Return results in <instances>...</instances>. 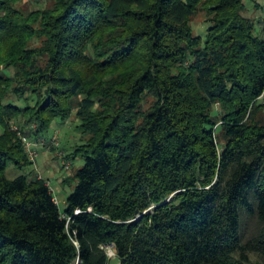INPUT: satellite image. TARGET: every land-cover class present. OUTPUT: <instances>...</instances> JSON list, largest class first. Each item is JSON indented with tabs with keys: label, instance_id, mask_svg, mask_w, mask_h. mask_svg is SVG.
I'll return each instance as SVG.
<instances>
[{
	"label": "trees",
	"instance_id": "obj_1",
	"mask_svg": "<svg viewBox=\"0 0 264 264\" xmlns=\"http://www.w3.org/2000/svg\"><path fill=\"white\" fill-rule=\"evenodd\" d=\"M21 1L0 0V264H112L109 247L118 264H264V21L247 0ZM71 116L84 164L61 210L43 177L6 170L32 165L20 135Z\"/></svg>",
	"mask_w": 264,
	"mask_h": 264
},
{
	"label": "rangeland",
	"instance_id": "obj_2",
	"mask_svg": "<svg viewBox=\"0 0 264 264\" xmlns=\"http://www.w3.org/2000/svg\"><path fill=\"white\" fill-rule=\"evenodd\" d=\"M49 2L50 0H39V3L35 0H22L19 2L18 7L30 11L44 8ZM246 16L253 19L256 27H258L260 22L264 21V0H247ZM192 27L196 35L202 38L205 37L207 29L205 12H200L197 15L192 22ZM257 33L264 37V32L257 31ZM77 126L78 122L75 121L74 116H71L65 122H57L47 133L46 139L32 140L26 137L33 144L32 150L36 151L34 152L36 154L29 158L32 165L20 172L13 164H9L6 170L8 178L14 179L21 174H28L31 179L36 176L43 177L47 180L59 208L63 210L67 197L72 194L77 184L76 181L70 182V177L84 164L81 157L74 162L68 157L69 153L73 152L75 145L78 144L79 131ZM20 136L21 140L25 137L24 135ZM66 179L68 183H64ZM107 253L112 264H118L113 247H109ZM251 261L253 263L257 261L264 263V260L256 255L251 256Z\"/></svg>",
	"mask_w": 264,
	"mask_h": 264
},
{
	"label": "built area",
	"instance_id": "obj_3",
	"mask_svg": "<svg viewBox=\"0 0 264 264\" xmlns=\"http://www.w3.org/2000/svg\"><path fill=\"white\" fill-rule=\"evenodd\" d=\"M22 142H23L26 152L29 155V158L32 157L34 154H36L34 153L36 151L32 150L33 144L26 137L22 138Z\"/></svg>",
	"mask_w": 264,
	"mask_h": 264
}]
</instances>
